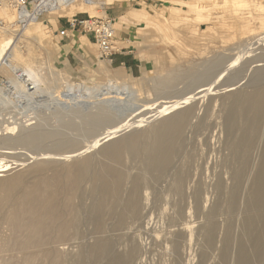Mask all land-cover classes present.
<instances>
[{
	"label": "rangeland",
	"instance_id": "obj_1",
	"mask_svg": "<svg viewBox=\"0 0 264 264\" xmlns=\"http://www.w3.org/2000/svg\"><path fill=\"white\" fill-rule=\"evenodd\" d=\"M128 1L117 3L108 0L105 12L100 8H81L61 13V16L52 15L48 12H43L39 16V28L43 30L45 35L38 40L29 41L32 49L30 51H26V47H23V44H20V47L26 57H35L36 60L43 63V72L46 76L43 87L44 92L37 97L38 100L36 99L32 105L34 108L28 109L29 111L20 106L19 102H17L19 104L17 106L15 98L12 102L4 101L0 106V133L1 128L5 124H11L14 120L21 121L28 118H31L30 121L32 119V121H37V124L38 122H43L41 125L46 130L56 131L59 129L61 131L66 129L71 137L77 138L76 143L87 149L85 150L86 152L83 151L84 154L76 153L77 151L67 152L68 154L66 153L65 156H68L66 157L68 159L63 164H71L76 158L90 156L93 167H97V162L103 158L100 147L107 141L144 131L164 117L185 108L194 107V114L190 117L188 124H186L184 139L182 143L180 142L181 146L179 147H182V149L179 148V152L175 157V160L179 161L175 163V168L163 174L160 180L152 179L150 174L144 173L145 170H142L143 157L141 155L140 157L139 155L130 157L129 154H124V157L125 155L126 157L124 158L123 167L126 169L127 176L132 177L138 173L146 175L147 181L145 185L143 184L145 187L142 186L141 193H144L142 196L147 193V202L149 201V203L143 210L142 218L136 219L137 221H128L130 227L134 225L131 229L126 230V227L124 231H116L115 233L109 231L107 234L108 236L111 235L110 238L112 237L117 250L126 249L127 246L123 245L130 241H136L141 245L134 264H233L239 239L247 234L243 223L249 215L248 201L254 191V186L251 183L256 175L258 161L263 151L262 145L264 144V116H255V118L249 110H241L242 107H239L234 101V95L241 91L242 93H252V91L254 92L259 88H264V30L259 28V17L263 15L262 7L259 5L264 6V0H253L250 2L249 4L251 5L248 8L245 7L242 14H239L242 19L240 21L233 20L232 25L221 24L218 21L220 16L226 17L224 13L226 10L232 9L225 6L223 0L214 2L218 3V5H214L213 0H203V3L210 9L205 12L209 19L206 21L193 19L195 18V12L188 10V12H182L185 14L184 19L179 17L180 22L178 21V23L171 25L168 29H161L154 23L139 20L134 13L137 10H146L152 17L158 16L164 19L169 16L165 8L178 7L174 4V0H167L164 4L148 3L139 5H132ZM254 3H257L258 6H254ZM179 7L181 9L184 8L183 6ZM12 9L15 8L13 7ZM106 15L113 19L115 40L118 47L116 55L130 51V62L133 65L130 69H124L118 62L109 63L110 56L101 57L93 37L85 32L78 30L69 31L68 36L63 38L58 35L59 31L66 27L65 22L67 19L72 17L87 19L88 17ZM227 16H231V13L228 12ZM170 17L173 21L178 20L177 15ZM0 18L2 19L1 26L7 24L2 8L0 9ZM230 20H232L231 17L228 18V21ZM10 27L7 28L10 35L20 33L19 29H21V26L16 25L15 27L14 24V26ZM1 35L2 33H0V37ZM169 35L173 37L177 35L175 37L177 39L185 37L188 46L183 47L179 41L168 39L167 36ZM239 42H242V45L244 44V50H242L243 48H241V43ZM245 43L249 44V46L246 44L247 47ZM229 50H231V55L234 54L233 57H231ZM225 53L226 55H224ZM241 54L243 55L241 56ZM218 56H222L220 60L225 63L220 61L221 65L218 61L219 58L217 59ZM254 56L256 58H253ZM101 61L102 65H100ZM209 61L212 64L211 66L208 65ZM204 62H206L207 67ZM190 66H192L191 68L194 71L197 70V73H194L193 70H187ZM210 68L211 71L213 69L212 72ZM171 71L174 72V75L179 73L177 76H180L176 77L173 75L172 79L165 80L166 83L170 82L167 85H164L165 81L161 82L164 86L160 83L157 84L159 87L155 85L154 80L167 76ZM200 71L204 74L201 75L202 72L200 73ZM204 71L209 72L210 76L207 77L206 75L208 74ZM191 73L194 77L198 75L197 79H199L197 80L196 77L194 79ZM107 75H112L121 81L134 83L135 87L140 89L138 94L131 96V100L134 99L133 101L118 102L112 108H105L104 112L112 115L110 120L95 121L94 117H92L93 115H91L101 112V106L99 107V105L104 103L107 105L106 101L100 102V100L91 99L84 102L85 104L82 102L78 103L80 108L77 105L65 108L58 105L56 108L57 102L54 100L53 93H55L56 89L60 90L61 82L64 80L86 81L90 85L93 82L101 81ZM201 76H203V79ZM152 77L154 78L152 79ZM174 77H176V81ZM5 80L4 76H0V86H4ZM229 92L233 93L229 94ZM193 94L195 98L192 97ZM181 96L183 99L185 96L186 99L188 97V99L192 98L191 101L188 99H184L186 100L184 101ZM175 100H177L176 103L179 105L176 104L175 106V102H173ZM167 106L169 112L166 108ZM165 108L167 111L164 110ZM239 108H241V111ZM34 115L35 117L32 118ZM228 115L232 118L233 124L235 123L231 129L227 128L226 125ZM132 119L135 120L133 121ZM125 122L126 124L123 125ZM61 123H63L64 129L61 128ZM66 123L72 124L69 126L70 128H65ZM35 125L33 123L25 128H32ZM57 125L61 130L57 128ZM115 125H120V129ZM129 125L131 126L129 127ZM114 126L118 129L112 130ZM253 129L259 132L258 138L256 136L257 132L254 133ZM104 130L112 134H105ZM252 133L254 136H252ZM16 134L18 132H14L10 136H16ZM96 136L100 139L96 138ZM94 137L99 139L100 142ZM238 139L247 140L245 144L247 151L239 156L234 153V146ZM94 140L97 143L96 145ZM90 141L92 144H90ZM5 143H0V155L3 153L0 156V160L3 162L7 160L6 162L8 163L15 160L24 162L19 167L17 166V170L20 172L30 171L31 164L35 163L33 159L31 160L28 157H31V147L17 145L16 143H11L13 146L10 147L9 142L6 143L7 145ZM45 143H50L51 145L54 142L46 140ZM88 144L90 145L88 146ZM20 148L21 152L19 151ZM259 149L260 151H258ZM34 150L37 151V149ZM72 152L75 155L77 154V156L79 154V157H73L75 155ZM69 154H71V157ZM24 155L27 156L25 157ZM101 156L102 158H100ZM244 160L247 165L245 171L241 169V166L245 164ZM26 165L30 167V170ZM178 170L181 176L184 177L182 190H178L175 187L174 174ZM85 184H87L84 186L85 189L83 187L81 194L75 199L80 218L78 235L73 237L74 241L72 239V244L61 246V248L65 247L62 250L66 252V255L70 253L68 257H72L68 264H99L95 261V254L90 252L89 254L86 251V247L92 243L96 234L91 233L93 226L88 218L89 205H91L94 195L91 184L88 182ZM219 184L220 186L218 187ZM128 185L129 183L126 184V187ZM232 193L237 194L234 207L230 202ZM107 223L110 228L111 222L108 220ZM208 223H215L211 244H208L206 240ZM147 225L148 228H146ZM142 230H145L148 235ZM227 231L231 235V241L227 256L223 259L222 250L225 245V237L223 238V236L226 235ZM8 233L5 225H1L0 258L2 256L7 258L12 253H15V251H9L7 248L9 246L5 243L9 237ZM136 233L138 235H135ZM121 234H125L123 235L124 237ZM189 234H192L191 240L189 239ZM137 236H139V239H137ZM175 239H181L178 252L174 251L173 247ZM245 243L249 249L254 247L249 240ZM82 247H85V249ZM81 249L85 250L86 254L79 256L80 260H78L77 254ZM141 249L143 250L141 251ZM201 257L204 259L202 260Z\"/></svg>",
	"mask_w": 264,
	"mask_h": 264
},
{
	"label": "bare ground",
	"instance_id": "obj_2",
	"mask_svg": "<svg viewBox=\"0 0 264 264\" xmlns=\"http://www.w3.org/2000/svg\"><path fill=\"white\" fill-rule=\"evenodd\" d=\"M111 1L118 3L121 1H128V0H111ZM215 1L217 0H213V3ZM252 1L253 0L251 1L223 0L225 6L231 7L232 9H228L229 11L226 10L224 12L226 17L220 16V19L217 20L220 21L221 24H227V25L228 24L232 25L233 20L240 21L242 17H239V14H242L244 8L245 7L248 8V6L251 5L249 3ZM174 4L177 5L178 7L165 8L169 13V16L165 17L164 19H161L158 16L152 17L151 14H149V12L146 10H137L134 13V15L137 19L152 24L154 23L155 25L158 26V28L161 29H168L171 25L178 23V21L180 22L179 17H181V19L185 18V14L182 12L184 11L188 12V10L195 12V18L193 19H199L201 21H206L207 19H209L208 16L205 15V12L209 11L210 9L203 3V0H174ZM215 4L218 5V3H214V5ZM107 5H108V0H33L31 1L30 9L25 8L22 10H17V9H12L13 7L10 5L9 1L3 2L1 4V8L4 13V18H6L7 20V24H5L4 26H0V33H2L0 37V76H4L6 80L4 86L2 85L0 86V106L4 103V101L12 102V100L15 98L16 103L19 102L21 104L20 106H23L25 110H28L30 108L33 109L34 107L32 105L34 104V101L37 99V97L40 96L41 93L44 92L43 87L45 85L46 76L44 75L43 72V68H44L43 63L41 61L36 60L35 57H26L24 55V51L21 50L20 47V44H23V47H26L25 48L26 51H30L32 49L30 48L29 41L38 40L39 38L45 35L43 30L39 28V24H40L39 16L43 12H48L49 14L58 15V16H61V13L70 12L72 9L74 10L81 8H88V9L100 8L105 12V8ZM253 5L258 6L257 3H254ZM179 6H183L186 9L184 8L181 9ZM259 6H261L263 10V15L259 17L260 18L259 28H262L264 30V6L263 5H259ZM228 12L231 13V16H227ZM175 15L178 16L177 21H173L170 17ZM229 17H231L232 20L228 21ZM12 23L15 24V27L16 25L21 26L20 27L21 29H19L20 33L18 34L13 33L14 35H10V32H8L9 29L7 28H9L10 26H14V24ZM255 34L258 35L259 33H255ZM175 37H173L172 35L167 36L168 39H173V40L175 39L176 41H179V43L183 47L188 46V42L185 37L179 39ZM239 43H241V48H243L242 50H244L243 47L244 44L242 45V42ZM246 44L247 43H245V45ZM247 45L249 46V44ZM229 52L231 55V50H229ZM224 55H226V53ZM233 55H231V57H233ZM242 55L243 54H241V56ZM221 57L220 56L217 57V59L219 58L218 59L219 63L221 61L220 60ZM253 58H256V56H254ZM215 61L216 59L214 60V64ZM108 62L110 63V61ZM206 62L204 63L205 66L207 67ZM217 63L218 62H216V64ZM102 64L103 63L101 61L100 65ZM208 65L210 66L212 65L210 64V61ZM191 67L192 66H190V68H188L187 70H193ZM213 67L214 66H212V68ZM213 69H215V67ZM196 71H194V73H197ZM201 72L202 71H200V73ZM206 73L208 75H206ZM206 73L205 75L209 77L210 73L209 72ZM178 74L174 75V72L171 71L167 74V76L154 80V83L156 86H158L157 84L159 83L162 84L161 82L167 79H172L173 75L179 77L180 75L177 76ZM202 74L204 73L202 72L201 75ZM176 77H174L175 81H176ZM202 77L203 76H201V78ZM153 78L154 77H152V79ZM169 83L168 82L166 83L165 81L164 85L165 84L167 85ZM139 92L140 89L135 87L134 83L121 81L119 78H116L112 75H107L106 78H103L101 81L93 82L90 85H88L86 81L81 82V81L64 80L63 82H61L60 90L58 91L56 89L55 93L53 94L55 97L54 100L55 102H57L56 108L58 107V105L59 106L61 105L63 108L71 105H75V106L77 105L79 107L78 103L81 102L84 103L91 99L92 100L97 99L98 101L100 100V102L106 101L107 105L105 103L103 105H99V107L101 106V110H102L101 112L91 114L93 115L92 117H94L95 121L101 122L102 120H110L112 116L111 114H107L106 112H104L105 108H112L114 104L118 102L122 103V102L133 101L134 99L131 100V96L136 95ZM231 93L229 92V94ZM192 97H194V94ZM192 97H190V99H188L189 98L188 97L187 99L191 101ZM234 98H235L234 101H236L239 107L240 106L242 107V109L239 108V110L240 109L241 110L245 109L247 111L249 110L250 113L252 112L251 114H253L254 117L264 116L263 87L259 88L254 92L252 91V93L251 92L242 93L241 91L236 95H234ZM184 99H186V96L184 97ZM176 101L177 100L173 101L175 102L174 103L175 106L177 104ZM17 106H19V104ZM166 108L168 110V106ZM166 108L164 110H166ZM194 109H195L194 107L185 108L170 116L164 117L157 123L149 126V128L145 129L144 131L132 133L120 139H112L110 141H107L100 147V152L103 158L102 156L100 157L102 158V160L101 161L99 160L97 162V167L95 166L93 167L90 156H83L80 158H76L79 157V154L81 153L84 154L83 151H85L87 148L84 149L82 148V145L76 143L75 141L77 138L75 139L71 137L66 131V129L61 130V128L64 129L63 123H61L62 124L61 128L57 125L58 126L57 128H60L61 131H59V129L56 131L46 130L45 127L41 125L43 122L42 123L38 122L37 124L36 123L37 121H32L33 119L30 121L31 118L24 119L21 121L14 120L13 123L11 124H5L1 128L0 143L9 142L10 147L13 146L11 145V143H16L17 145L20 144V145H25L26 147L27 146L31 147L32 150L30 153L31 157L30 156L28 157L31 160L33 159L35 163L31 164L32 165L30 166L31 170L29 169L30 167H28L29 164L27 163L28 166L27 165L26 166L30 171L20 172L19 170H17V166L19 167V165L23 164L24 162L21 161L18 162L16 160L12 162L10 160L12 163L11 162L8 163L6 162L7 160L4 162L0 160V226L5 225L7 231L9 232L8 233L9 237L5 242L9 246L7 248L9 249V251H15V253H12L11 255L9 253L10 256L7 258L6 257L3 258L2 256L0 258V264H68L72 260V257L69 258L68 256L70 255V253H68L69 255L68 254L66 255V252L63 251L64 250L63 248L65 247L61 248V246L69 245L73 237L78 235L80 218L78 212L79 210L78 205L75 203V199L81 194L83 187L87 185L85 184L86 182L91 184L92 188L91 187L90 188L92 189L94 195V196L92 195L94 198L92 200L91 205H89L90 209H88L89 211L88 218L93 226L91 233L96 234L95 237L93 235L94 239L92 243L89 244L88 246L86 245L87 246L86 251H88V253L89 252L94 253L95 261L98 262L99 264H134V260L139 254L140 251L139 249L141 245H139L136 241H130L129 243L126 241L127 244L123 245V246L125 245L127 246V247L125 246L126 249L122 247L123 248L122 251L117 250L115 249V244L114 241L112 240V237L110 238L111 235L108 236L107 233L109 231L113 233H115L116 231L121 232L122 230L124 231V228L126 229V227H127L126 230H128L129 228L131 229V227L134 225L130 227L128 221L129 220L133 221L143 217V210L146 208V206L149 203V201L147 202L148 200L147 193H145V196H142V194L144 195V193H141V188L142 186L145 185L147 181V177L145 174H150L152 179L160 180L163 174L169 172L172 168H175V163L179 161V160L176 161L175 157L179 152V148L182 149V147L179 146H181L180 144L184 139L185 126L186 124H188L189 119H191L190 117L194 114ZM33 117H35V115L32 116V118ZM252 119L254 118L252 117ZM33 123L36 124L34 127L25 128L26 126H29ZM124 124H126V122L123 123V125ZM127 124L129 123L127 122ZM234 124L232 118L228 115V117L226 118L227 128L231 129V127H233ZM70 125L72 124L66 123L65 128H70L69 127ZM120 125L119 126L115 125V126H118L119 128ZM198 125L200 124L198 123ZM115 126L114 128L113 127L110 128H113L112 130L114 129L117 130L118 128H115ZM130 126L131 125H129V127ZM104 131L106 134L107 131L106 130ZM109 131H111V129H109ZM14 132H18V134H16V136L15 135L10 136ZM251 132L253 131L251 130ZM256 132H257L256 136L258 138L259 132L257 130L256 131L254 130V133ZM110 133L108 132L107 134L109 135ZM252 136H254V134ZM96 138L99 137L96 136ZM99 139L96 140L100 142ZM46 140L47 141L51 140V142L53 141L54 143H52L51 145L50 143L47 144L45 143ZM246 141L247 140H243V139L242 140L238 139L236 141L234 146L235 154L239 156L243 152L247 151V148L245 147ZM6 143L5 145H7ZM90 144H92V142ZM90 144H88V146ZM94 144L95 145L97 144L95 143V140H94ZM263 145H262L263 151L261 153L257 165V172L251 183L254 186V191L253 193L251 192L252 194L250 193L252 197L248 201L249 215L247 216V218L244 220L243 223L244 229L247 234L246 236L240 237L239 239L238 248L233 264H258V263L264 264V146ZM34 149H37V151H35ZM19 151L21 152V148ZM71 151H75V152L77 151L76 153L79 154L77 156V154L75 155L72 152V154L75 155L73 157H75L76 160H74L71 164L64 165L63 164L64 161L68 159L66 158L68 156H65V154ZM258 151H260V149ZM125 153L129 154L130 157L137 155H139V157L140 155L143 157L142 170H145L144 171L145 174L138 173L136 175H133L132 177L127 176L125 171L126 169H124L123 167L124 158L126 157V155L124 157ZM2 154L3 153H1V155ZM70 155L71 154H69V156ZM7 157L9 156L7 155ZM243 163H241V165H243ZM246 167L247 165L245 161V164L241 166V169L245 171ZM174 175H175L174 180H175L176 189L182 190L181 188L183 186L184 177L181 176L179 170L176 171V174ZM128 183L129 185L128 187H126V184ZM151 184L155 185L154 183ZM219 186L220 184L218 185V187ZM88 191L90 192V190ZM143 197L145 198L143 199ZM236 197H237L236 193H232L230 196V202L233 207L235 206ZM108 220L111 222L110 228L107 223ZM214 224L215 223H211L209 224L208 227V233H207L208 235L206 237L208 244L212 243V237L215 229ZM146 228H148V225ZM146 228H141V229H146ZM135 235L138 234L136 233ZM189 235H190L189 239L191 240L192 234ZM137 237H138L137 239H139V236ZM223 238L225 245H224V249L222 250V258L225 259L228 253L229 243L231 241V235L229 231H227L226 235L223 236ZM113 239H117V238H113ZM180 240L175 239L173 241L174 251L177 252L179 251L181 244ZM247 240H249L253 244L254 247L252 249H249L247 247L245 243ZM140 244L142 243L140 242ZM83 249H85V247ZM83 249H81L77 254L78 260H80L79 256L86 254L85 250ZM142 250L143 249H141V251ZM201 259L203 260L204 258L201 257ZM179 263L181 262L179 261Z\"/></svg>",
	"mask_w": 264,
	"mask_h": 264
},
{
	"label": "built area",
	"instance_id": "obj_3",
	"mask_svg": "<svg viewBox=\"0 0 264 264\" xmlns=\"http://www.w3.org/2000/svg\"><path fill=\"white\" fill-rule=\"evenodd\" d=\"M9 1L10 5L17 10H22L31 7L33 0H0V5L3 2ZM167 0H129L132 5L139 4H164ZM2 19L0 18V26ZM81 31L93 37L98 46L101 57H109L114 54L118 47L115 40V29L113 19L108 15L101 17H88L87 19H77L72 17L67 19V26L59 31L60 37H67L69 31Z\"/></svg>",
	"mask_w": 264,
	"mask_h": 264
},
{
	"label": "crops",
	"instance_id": "obj_4",
	"mask_svg": "<svg viewBox=\"0 0 264 264\" xmlns=\"http://www.w3.org/2000/svg\"><path fill=\"white\" fill-rule=\"evenodd\" d=\"M66 24V26H67V20H66V22H65ZM118 53H120V52H118ZM129 53H130V51H128V52H121V54H123V55H116L117 54V52H115L114 54H112L111 56H110V63L111 62H118V64H120L124 69H130L133 65L131 64V62H130V55H129ZM124 55H129V56H124ZM136 65V64H135Z\"/></svg>",
	"mask_w": 264,
	"mask_h": 264
}]
</instances>
